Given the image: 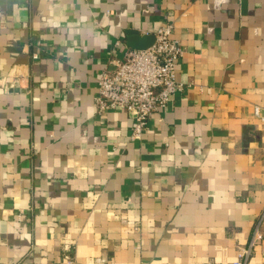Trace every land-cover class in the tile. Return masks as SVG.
<instances>
[{"label": "crops", "instance_id": "crops-1", "mask_svg": "<svg viewBox=\"0 0 264 264\" xmlns=\"http://www.w3.org/2000/svg\"><path fill=\"white\" fill-rule=\"evenodd\" d=\"M169 21L185 88L132 140L98 77ZM255 105L264 0H0V264H230L264 207Z\"/></svg>", "mask_w": 264, "mask_h": 264}, {"label": "built area", "instance_id": "built-area-1", "mask_svg": "<svg viewBox=\"0 0 264 264\" xmlns=\"http://www.w3.org/2000/svg\"><path fill=\"white\" fill-rule=\"evenodd\" d=\"M174 23L167 22L156 30L153 43L144 49L125 46L124 56L112 55L98 77L95 103L97 112L125 110L133 119L131 139H140L153 115L173 102L184 84L177 80V63L184 56L183 44L174 37ZM120 41H117L119 44ZM21 78L4 81L5 88H17ZM254 114L264 121L259 105ZM264 207L257 217L253 235L246 247L238 250L230 264H248L256 242L264 236ZM205 264H214L207 262Z\"/></svg>", "mask_w": 264, "mask_h": 264}, {"label": "water", "instance_id": "water-1", "mask_svg": "<svg viewBox=\"0 0 264 264\" xmlns=\"http://www.w3.org/2000/svg\"><path fill=\"white\" fill-rule=\"evenodd\" d=\"M129 32V43L138 49H144L150 46L154 41V35H150L149 37H140L136 31H128ZM141 38L140 41H136L135 38Z\"/></svg>", "mask_w": 264, "mask_h": 264}]
</instances>
